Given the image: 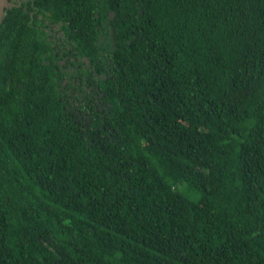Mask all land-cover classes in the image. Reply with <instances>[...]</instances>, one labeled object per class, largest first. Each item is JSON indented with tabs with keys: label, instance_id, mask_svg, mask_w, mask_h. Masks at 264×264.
<instances>
[{
	"label": "trees",
	"instance_id": "16d2710c",
	"mask_svg": "<svg viewBox=\"0 0 264 264\" xmlns=\"http://www.w3.org/2000/svg\"><path fill=\"white\" fill-rule=\"evenodd\" d=\"M0 264H264V0H7Z\"/></svg>",
	"mask_w": 264,
	"mask_h": 264
},
{
	"label": "water",
	"instance_id": "95a60500",
	"mask_svg": "<svg viewBox=\"0 0 264 264\" xmlns=\"http://www.w3.org/2000/svg\"><path fill=\"white\" fill-rule=\"evenodd\" d=\"M7 0H0V21L4 15L5 9L7 7Z\"/></svg>",
	"mask_w": 264,
	"mask_h": 264
}]
</instances>
